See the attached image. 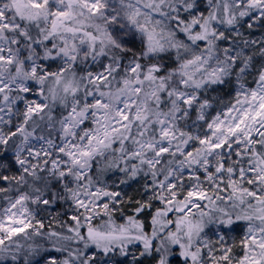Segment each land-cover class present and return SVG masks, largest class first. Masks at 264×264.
Returning <instances> with one entry per match:
<instances>
[{
  "label": "snow or ice",
  "instance_id": "snow-or-ice-1",
  "mask_svg": "<svg viewBox=\"0 0 264 264\" xmlns=\"http://www.w3.org/2000/svg\"><path fill=\"white\" fill-rule=\"evenodd\" d=\"M0 264H264V0H0Z\"/></svg>",
  "mask_w": 264,
  "mask_h": 264
},
{
  "label": "rangeland",
  "instance_id": "rangeland-1",
  "mask_svg": "<svg viewBox=\"0 0 264 264\" xmlns=\"http://www.w3.org/2000/svg\"><path fill=\"white\" fill-rule=\"evenodd\" d=\"M130 191V190H129Z\"/></svg>",
  "mask_w": 264,
  "mask_h": 264
}]
</instances>
